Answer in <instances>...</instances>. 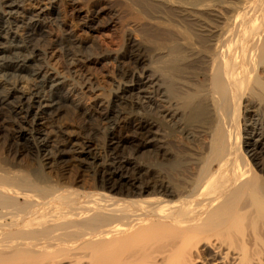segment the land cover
I'll use <instances>...</instances> for the list:
<instances>
[{"label": "bare ground", "instance_id": "1", "mask_svg": "<svg viewBox=\"0 0 264 264\" xmlns=\"http://www.w3.org/2000/svg\"><path fill=\"white\" fill-rule=\"evenodd\" d=\"M24 1L0 0V135L40 165L0 157V264H264V0L128 6L118 79L93 108L110 131L130 121V136L111 135L101 159L89 141L45 131L66 105L90 113L42 60L46 14ZM68 40L69 70L85 71L90 58ZM54 162L67 164L56 180Z\"/></svg>", "mask_w": 264, "mask_h": 264}, {"label": "rangeland", "instance_id": "2", "mask_svg": "<svg viewBox=\"0 0 264 264\" xmlns=\"http://www.w3.org/2000/svg\"><path fill=\"white\" fill-rule=\"evenodd\" d=\"M52 13L49 14L48 0H25L22 8L25 13L44 10L43 25L47 33L45 42L38 44L42 54V60L55 73L63 77L67 84V92L76 100L87 107L90 117L75 107L64 106L60 114L50 120L45 131L51 139L62 144L66 141L85 142L96 148L101 157L107 150L108 140L111 135L121 139L130 136L129 123L127 127L110 131L107 122L99 119L93 108V97L97 93H103L109 100L114 90L115 81L118 79L117 62L112 58L117 52L126 49V37L131 35L132 11L128 6H165L163 3H150L148 0H52ZM141 3H140V2ZM174 3L166 6H237L243 0H172ZM94 18L97 23L95 31L87 30L90 20ZM27 26L17 29L19 34L26 31ZM75 41L77 51L81 60L90 58L85 62V71L69 70L67 53H70V41ZM57 39H64L63 45H57ZM106 56L104 62L95 64L97 57ZM88 82L92 87L90 92H84V83ZM24 82L23 86L30 85ZM125 111V109H124ZM8 126L12 130L11 118L8 119ZM11 143L7 129L0 135V157L1 164L7 168L19 165L23 169H34L40 165L35 154L26 151V146ZM18 153L14 157V151ZM124 159H131L132 156L127 147L120 153ZM133 161V160H132ZM141 161V160H138ZM153 163L162 165L169 169L166 161L154 159ZM65 163L54 162L50 170V177L53 180L65 173ZM167 166V167H166ZM132 173V171H129ZM71 174H82L83 179L91 181L90 170L71 168Z\"/></svg>", "mask_w": 264, "mask_h": 264}]
</instances>
